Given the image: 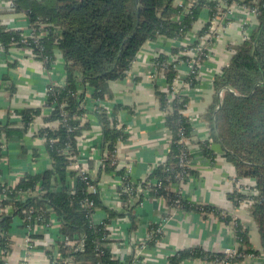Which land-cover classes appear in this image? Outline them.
Returning a JSON list of instances; mask_svg holds the SVG:
<instances>
[{"label": "trees", "instance_id": "trees-1", "mask_svg": "<svg viewBox=\"0 0 264 264\" xmlns=\"http://www.w3.org/2000/svg\"><path fill=\"white\" fill-rule=\"evenodd\" d=\"M13 3L10 12L25 14L30 27L36 29V35L43 31L40 24L45 25L46 34L37 40L27 38L24 44L21 42V30L0 23V49L8 53L10 48L28 46L32 56L47 69L55 62L54 52L59 51L64 61L65 81L59 85L48 84L42 107L16 112L20 116L19 125L0 121V133L9 140L12 136L21 138L32 131L34 120L41 118L43 125L33 136L44 139V150L50 161L49 168L20 176L15 187L8 191L9 199L0 201V206L10 207L9 213L0 216V231L9 232L15 217L28 218L29 222L40 218V222L45 223L55 216L60 224L59 232L72 244L59 243L61 259L54 264H131L134 256L126 259L118 256L120 252L116 254L113 244L121 240L110 236L108 226L126 217L130 223L129 230H135L138 222L135 209L145 199L139 189H148L150 197L162 198L171 208L210 213L230 224L240 253L238 257L226 258L224 253L187 248L169 256L168 264L195 258L240 262L244 255L264 256V0H188L181 5H176L174 0H14ZM233 3L254 10L257 25L248 39L232 46L228 64L213 79L214 99L203 115L209 138L198 141V144L203 154L213 161L215 154L211 143H217L225 160L233 166L235 177L254 181L251 189L255 193L250 196L252 202L248 209L257 228L260 250L251 247L248 231L239 219L227 211L223 213L221 208L184 200L180 191L171 189V185L176 184L181 190L185 183H180L177 177L179 157L184 150L186 160L190 161L191 154L177 141L182 137L192 142V127L183 113L189 102L187 96L179 90L170 100L168 94L172 92L170 87L177 77L179 62L189 64L190 57L184 55L169 61V55L161 52L152 59L155 73H162L168 85L164 91L154 82V94L165 114L164 125L171 133L169 151L143 179L123 177L122 183L116 187L121 210L104 203L98 185L101 173L125 174L124 168L117 167L116 156L118 142L128 136L124 125L115 126L121 108L116 105L108 112L94 104L92 111L88 109L90 98L100 101L112 99L109 82L127 76L138 51L146 42L159 36L169 39L185 37L206 9L209 20L199 31V37L207 32L211 20L216 15L224 16ZM212 41L206 40L208 44ZM197 46L196 40L174 53ZM201 51L207 52L205 49ZM205 61L206 56L199 54L192 62L191 73L185 80L189 86L194 87L198 83L195 78L197 65ZM88 88L91 89L90 98L85 101ZM44 108L48 112L43 113ZM88 113L96 117L101 128L100 166L95 176H88L96 192L89 190L81 178L83 175L69 168L79 156L78 139L90 130L89 122L81 121V117ZM32 153L37 155L36 150ZM87 169L92 171V160H89ZM187 171L190 175L195 173L191 168ZM153 180L158 185H153ZM2 182L0 179V189ZM24 191H27L26 199L19 196ZM228 199L238 206L247 196L232 190ZM98 211H102L104 216L95 221L93 217ZM159 227V223L149 226L146 246L155 247L161 241L163 231ZM13 245V240L0 237V248L6 250V255L11 253ZM0 264L4 262L0 261Z\"/></svg>", "mask_w": 264, "mask_h": 264}, {"label": "crops", "instance_id": "crops-1", "mask_svg": "<svg viewBox=\"0 0 264 264\" xmlns=\"http://www.w3.org/2000/svg\"><path fill=\"white\" fill-rule=\"evenodd\" d=\"M186 1L188 0H174V3L181 5ZM208 20L209 12L205 9L185 37L169 39L159 36L146 42L138 51L127 76L122 80L109 82L112 99L101 101V105L108 112L116 105L121 108L118 118L128 136L117 144V167L129 169L133 179H143L152 166L162 162L169 151L171 141V133L164 125L165 114L160 110L154 94V82L164 91L167 84L163 76L150 78L148 73L152 58L161 52L173 55L178 48L191 45ZM0 23L13 29H23L28 25V18L25 14L10 12L4 8L0 10ZM241 25L251 26L252 31L257 25L256 17L248 10L234 7L229 23L224 25L220 35L210 45V55L200 67L198 83L194 87L185 82L189 73L188 64L183 62L179 67L177 87L189 100L184 111L192 127V142L189 143L190 168L195 171L181 185L180 193L184 200L224 209L239 219L248 231L251 247L260 250L259 235L248 206L244 201L235 206L228 199L234 185L233 166L225 160L217 143H211V149L215 154L213 161L203 154L198 144V141L209 138L203 115L214 99L213 79L228 64L233 53L232 46L242 42ZM2 54L0 50V121L3 124L13 122L19 125L20 116L16 112L25 108L42 107L48 84L64 83V61L59 51H55V62L47 69L23 47H13L4 56ZM188 54L195 57L193 51ZM5 76L8 78L4 79ZM90 92V88L85 91V101L89 100ZM46 112L48 109L44 108L43 113ZM85 121L89 122L90 130L78 139L79 159L86 166L89 160H92L91 174L95 176L100 166L101 128L91 113L82 119V122ZM41 123V118H36L31 127L32 131L21 138L16 136L9 138L8 161L3 165L5 170L1 171L11 184H15L19 176L25 173L36 174L50 167L43 141L33 136ZM34 150L36 156L32 153ZM116 180L114 172L101 173L98 185L104 203L120 209L119 200L110 195V188ZM172 188L175 191L178 189L177 185H173ZM135 214L138 217L137 228L130 231L128 219L121 217L117 220L121 231L114 235L121 240L119 256L126 259L131 255L136 257L131 264H168L169 256L187 248H202L211 253H223L227 248L238 247L230 224L223 223L215 216L204 217L196 211L185 212L171 208L161 198H145L135 209ZM103 216V212L98 211L94 215V220L99 221ZM154 223L162 225L161 241L155 247L145 245L136 256L133 245L147 240L149 226ZM9 232L14 245L11 253L6 256L7 264H49L44 249L48 242L45 233L41 231L35 233L33 240L36 247L26 254L19 244L23 240L24 230L18 218L13 219ZM261 258L247 256L240 262L195 258L183 260L179 264H260Z\"/></svg>", "mask_w": 264, "mask_h": 264}, {"label": "built area", "instance_id": "built-area-1", "mask_svg": "<svg viewBox=\"0 0 264 264\" xmlns=\"http://www.w3.org/2000/svg\"><path fill=\"white\" fill-rule=\"evenodd\" d=\"M0 1H3L6 4V7H5L6 10H12L13 9V5H14L13 1L14 0H0ZM234 7H241L243 9H245V10H248L249 12H251L252 14H254L256 16L254 10H250L247 7H245L244 5L233 3L232 5H230L228 7V10H227V12L225 13L224 16H217L216 15L211 20V24H210L207 32H205L203 35L197 37V39H196L198 41V46L197 47L192 48V49H188L186 51H180L179 53L173 54V55H169L168 54L169 55L168 60L169 61H175L179 57H182L184 55L190 57L191 61L188 64V66H189L188 75H189L191 73L190 69L192 68V62H194V59H196L199 54H204L206 56V59L209 57V55H210V47H211L210 45L212 44L213 41L208 44L206 42V40H212V39L214 40L220 35L221 31L224 28V25L229 23L230 15H231L232 10H233ZM44 27H45V25L40 24V30H43V31H41L39 35L35 34V30L36 29L34 27H30L29 24L26 26V28L17 29V30H21L22 31V33H21V36H22L21 42L26 44V39L27 38H34L35 40H37L39 37L44 36L46 34V31H45ZM250 27L251 26L241 25V28H242V31H243L242 40H245V39L249 38L250 33H251ZM23 48H25L30 54L32 53L31 49L28 46L27 47H23ZM203 49L207 50V52L206 53L202 52L201 50H203ZM0 50L3 52L2 55L4 56V54L6 52H4L2 49H0ZM190 51H193L195 53V57H191L188 54ZM157 55L154 56V57H157ZM183 62L184 61H181V62H179V64L181 65ZM179 64H178L177 70H179V67H180ZM201 66L202 65H199V66L197 65V67H198L197 71L198 72H197V75L195 76L197 81L199 79V69H200ZM148 74H150V78L151 79H155L157 76H163L162 73H159L158 75L155 73V66H154V62L153 61H151V63H150V69H149V73ZM177 85H178V77H176L174 79L173 84L170 87L171 91H172L171 93L168 94V98L170 100L173 99L176 96V93L179 91V88L177 87ZM179 100L181 101V99H179ZM89 103H90V105L88 106L89 107L88 108L89 111H92L94 109V104L96 106L97 105L98 106H102L100 100H94L92 98H90V102ZM183 113L185 114V111H183ZM86 115H83L81 117V121H82V119L84 117H86ZM34 123H35V120H34L33 124ZM33 124H32V126H33ZM42 125L43 124L41 123L39 125V128ZM115 126L118 127V128L120 126H122V123L119 120L118 116H117V119H116V125ZM38 129L35 130V133H36V131ZM39 139L44 140L43 138H40V137H39ZM177 142L182 144V145H184L186 147V149L188 148V150H189V148H190V144L189 143L190 142H188L185 138L181 137L179 139V141H177ZM172 143H175V141H173ZM9 144H10V141L7 140L2 133H0V154H1V156H0V179L3 181L1 183L2 188L0 189V201L8 200L9 199L7 197L8 196L7 194L9 193L8 191L11 188H14L15 185H16V183L15 184H11L9 182V180L6 177L3 176L2 171H1L3 169V165L7 164V161H8ZM189 153H190V150H189ZM116 156H117V149H116ZM185 157H186L185 156V151L181 150L180 157H179L180 171L177 174V177L179 178L180 183L186 182L191 176L188 173V171H187L188 168H190V161H187ZM69 168L72 169V170H77L80 175H83L81 178L83 180H85L86 184L88 185L89 190L91 192H96L95 187L93 185H91L90 179L88 178L89 175H90V177L92 175L91 171L89 169H87V166L85 165V163H83L79 159V156L75 159V161H73L69 165ZM3 170H5V169H3ZM125 176H130L129 169H125L124 176H117L116 182H114V184L110 188V195H113L117 199H118V193L116 191V187L119 186L122 183L123 177H125ZM233 182H234L233 190H237V192L245 194L247 196V199H245L243 201H244V203L247 206H249L251 204V202H252L250 196H252L255 193V191L253 189H251V187L254 185V181L251 180V179H248V178L245 179V178H236L235 177ZM152 183H153V185H156V184L158 185L156 180H153ZM173 185H176V184H172L171 185V189H172L173 192L180 191L178 185H177L178 189L176 191L172 188ZM139 190L144 194L145 198H152L149 195V190L148 189H142V190L139 189ZM180 195H181V193H180ZM19 196L22 199H26L27 198V191L20 192ZM103 197H104V194H103ZM181 198H182V196H181ZM176 201H178V200H176ZM243 201H241V202H243ZM89 204L91 205L92 203L90 202ZM222 210H223V213H225L226 210H224V209H222ZM9 212H10V207L9 206H7V205L0 206V216L3 215V214H7ZM201 214L203 216H213L210 213H201ZM15 218H18L20 220V222L22 223V226H23V230H24L23 240L19 244L23 247L24 252L26 254H28L29 252H31L35 248V243H34V240L32 238V235L37 233V232H39V231L45 233V235L48 237V242H46V244H45V246H46L45 247V253H46L47 259L49 261V264H54L57 260L61 259V256L59 255V252H58L59 243H62V244L67 245V246L72 244L71 241H69L65 236H63L59 232L60 224H59V221L56 219L55 216L50 217L49 220L46 221L45 223H41L40 222L41 221L40 218H35L33 220V222H29L28 218H23V217H15ZM119 227H121V226H120V224L118 222L108 226V228L110 230V236L112 238H115L114 237L115 233H118V232L121 231V229ZM159 228L162 229V225L161 224H160ZM0 237L8 238L10 240L12 238L10 232H3V231H0ZM148 237H149V233L147 235V238ZM145 242H146V240H145ZM145 242H142L141 244H137V245L134 244L133 245L135 247V249H136L135 250L136 256L139 253V251L141 250V248H143L145 246ZM113 245L115 246L116 254L118 255V253L120 252L119 250L121 249V244L119 242V243H114ZM223 253L225 254L226 258H234L236 256L237 257L240 256V253L238 252L237 248H235V249L227 248V249L224 250ZM0 254H1V261H3L4 264H7L6 256L9 255L10 253L6 255V250L0 248ZM247 256H254V255H246V256L244 255V258L247 257ZM257 257L261 258L262 256L260 255V256H257ZM135 259H136V257L134 256L133 260H135Z\"/></svg>", "mask_w": 264, "mask_h": 264}, {"label": "rangeland", "instance_id": "rangeland-1", "mask_svg": "<svg viewBox=\"0 0 264 264\" xmlns=\"http://www.w3.org/2000/svg\"><path fill=\"white\" fill-rule=\"evenodd\" d=\"M5 7H6V4L3 1H0V10L4 9ZM240 29H241L240 32H241V35H242V33H243L242 28H240ZM260 264H264V256H262V258L260 260Z\"/></svg>", "mask_w": 264, "mask_h": 264}]
</instances>
